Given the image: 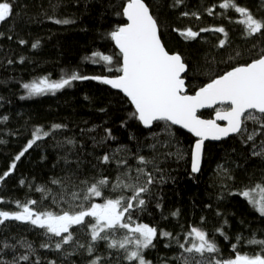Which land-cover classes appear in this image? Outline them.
Returning a JSON list of instances; mask_svg holds the SVG:
<instances>
[{
    "label": "trees",
    "instance_id": "trees-1",
    "mask_svg": "<svg viewBox=\"0 0 264 264\" xmlns=\"http://www.w3.org/2000/svg\"><path fill=\"white\" fill-rule=\"evenodd\" d=\"M127 1L11 0L12 13L0 22V176L13 163L15 167L0 181V210L17 212L19 205L35 201L30 205L33 211L59 215L81 210V202L90 207L106 199L130 197L131 190L114 189L113 184L124 173L132 178L125 182L136 183L137 170L143 168L139 183L146 182L147 174L154 183L148 185L149 193L141 195L146 201L142 210L132 211V227L139 223L157 229L153 245L142 252L150 264H184L185 258L197 264L200 254L179 247L181 243L191 246L194 237H185L192 227L203 230L219 249L203 254L210 264L234 259L237 254L261 253L262 246L249 241H264V216L242 193L256 188L264 193V155L253 154L264 143V120H246L240 133L205 143L200 171L193 174V136L165 120L147 128L129 101L100 80L77 79L62 89L34 96L23 88L42 76L56 80L73 74L118 76L121 55L109 33L125 24L122 13ZM143 2L157 21L166 50L179 54L186 65L183 78L188 94L238 63L264 54V27L249 35L235 8L220 7L225 0ZM232 2L264 23V0ZM64 20L69 23L56 22ZM221 27L224 32L215 31ZM188 29L198 35H183ZM105 55L112 57L111 63L101 59ZM227 108L220 105L198 115L211 118ZM54 124L62 127L52 130ZM37 127L51 135L27 148ZM252 133L256 135L248 141ZM25 148L24 155L15 160ZM105 155L110 157L108 162H103ZM140 156L153 163L141 164ZM104 177L108 183L101 197L72 198L73 192L82 193ZM93 224V217H85L84 224L72 225V239L57 249L56 243L68 233L56 236L30 222L7 220L0 224V264L13 260L18 264H91L97 257L98 264H137L125 258L135 246H108L113 240L122 241L129 235L127 230L118 228L107 240L93 241ZM163 232L170 235L163 236ZM22 255L29 259L19 260Z\"/></svg>",
    "mask_w": 264,
    "mask_h": 264
},
{
    "label": "snow or ice",
    "instance_id": "snow-or-ice-1",
    "mask_svg": "<svg viewBox=\"0 0 264 264\" xmlns=\"http://www.w3.org/2000/svg\"><path fill=\"white\" fill-rule=\"evenodd\" d=\"M220 7H232L235 8L236 12L243 14L245 20L242 23L246 24L249 35L259 32L264 27V23L254 19L245 8L236 6L232 0H225ZM12 10L11 0H0V22L9 17ZM122 14L127 18V23L118 26L109 33L123 58L122 67L120 68L121 75L114 79L84 77L76 74L68 78H62L59 81L40 79L38 83L23 84L27 94L34 96L43 94L46 91L62 89L77 79L100 80L104 84L120 89L130 98L131 103L135 106V114H138V119L145 126L151 125L154 121H170L174 125H181L200 138L196 141L191 153V171L193 173L199 171L203 141L206 137L210 136L212 139L218 140L231 133H240L246 120L256 122L264 120V54L251 60V62L238 63L230 70L210 79L208 83L199 87L194 95H186L184 94L185 80L181 78L182 73L186 74V65L178 54H169L162 46L158 36L157 21L150 14L149 8L143 3V0H128L123 7ZM56 22L69 23L67 20ZM201 31H206V29ZM215 31L224 32L225 30L221 27L215 29ZM182 34L189 38H195L198 35L191 29ZM224 43L225 41L221 40L220 46H223ZM36 46V44L33 45V47ZM93 55H99V53H93ZM101 59L109 63L112 61V57L107 55L102 56ZM217 102L229 105L226 111L216 113L217 119L227 121L225 127L218 125L215 120H202L196 115L198 108L211 107ZM252 110L262 115L256 116ZM5 119L7 118L5 117ZM61 127L59 124H54L52 130ZM49 135H51V131H43L41 127L35 128L32 133L33 139L28 141L27 148L32 147L36 141ZM255 135L256 133L249 134L247 140L252 141ZM68 143L71 144L72 141L69 140ZM260 147L261 151H254V155H264V143ZM27 148L21 151L15 157V160H19L27 151ZM102 159L103 162H108L110 157L105 155ZM138 160L145 165L153 163V161L147 160L143 156L138 157ZM120 163H124V161H120ZM14 167L15 164L13 163L9 171L0 176V181L4 180ZM137 171L136 183L125 182V179L131 180L132 178L124 173V178L118 176L113 184L114 189L127 188L131 190L130 197L121 196L117 199H106L104 203H92L90 207H86L81 202L79 205L81 210L75 213L64 211L59 215L33 211L30 205H34L35 201H27L23 205H19V202H17L21 208L20 211L9 213L0 210V224L7 220H16L30 222L32 225L44 228L48 233L56 236H60L61 233H68L67 236L62 237L61 242L56 243L55 247L60 249L61 243H67L72 239L69 232L72 225L84 224L85 217H93L95 219V224L91 225V239L93 241L107 240L109 233L118 228L125 229L129 235H126L119 242L113 240L108 246L110 248L119 246V248L124 249L126 245L133 244L135 246L134 250L128 251L125 258L136 261L137 264H150L144 259L142 252L153 245L157 229L139 223L132 227V211L142 210V206L145 205L146 201L141 198V195L149 193L148 185L153 184L154 180L151 174H147L146 182L140 184L139 174L144 173V169L140 168ZM52 182L60 183L58 180ZM107 183L108 179L104 177L88 186L86 191L82 193L73 192L72 198L87 201L91 197H101V189ZM242 195L249 197L250 193L244 191ZM261 196V199L252 198L249 202L264 216V193ZM161 235L169 236L170 233L163 232ZM189 237H194L191 246L186 247L185 244L181 243L179 247L184 249L186 253L195 252L200 254L202 259L197 264H210L209 261L203 259V254L219 251L215 241L208 239L206 233L196 227L191 228L185 239L187 240ZM240 239L238 236L237 241ZM249 243L260 244L262 252L253 256L237 254L234 259L216 260L215 264H264V241L253 239ZM8 246L5 245V247ZM47 246V244L42 245V247ZM28 247L31 249V245H28ZM232 247L235 249L236 245ZM88 251L90 253L93 251L91 245H89ZM28 259L27 255L19 257V260L23 261ZM98 261L99 257L92 260L91 264H98ZM10 264H18V261L13 260ZM51 264H54V262H51ZM184 264H191V262L185 258Z\"/></svg>",
    "mask_w": 264,
    "mask_h": 264
},
{
    "label": "water",
    "instance_id": "water-1",
    "mask_svg": "<svg viewBox=\"0 0 264 264\" xmlns=\"http://www.w3.org/2000/svg\"><path fill=\"white\" fill-rule=\"evenodd\" d=\"M128 2V1H127ZM127 2L125 3V5L127 4ZM144 3V2H143ZM145 4V3H144ZM124 5V6H125ZM146 5V4H145ZM147 6V5H146ZM149 12H150V10H149ZM151 14V13H150ZM124 19H125V24L127 23V18L124 16ZM124 25V24H123ZM122 26V25H121ZM158 36H159V33H158ZM160 38V37H159ZM160 41H161V39H160ZM114 44H115V41H114ZM161 44H162V42H161ZM115 46H116V44H115ZM162 46L164 47V45L162 44ZM116 48H117V50H118V52H119V48L116 46ZM165 48V47H164ZM165 50H166V48H165ZM167 51V50H166ZM168 52V51H167ZM120 53V52H119ZM169 54H177V53H170V52H168ZM121 55V54H120ZM179 55V54H178ZM180 56V55H179ZM182 59V58H181ZM182 62H183V60H182ZM122 63H123V58H122V55H121V67H122ZM122 73H120L119 75H121ZM185 73H182L181 74V78L182 79H184L183 78V75H184ZM118 75V76H119ZM117 77V76H116ZM105 78H108V77H105ZM115 78V77H114ZM114 78H108V79H114ZM108 85V84H107ZM108 86H110L113 90H115V91H118V92H120L128 101H129V103L131 104V106H132V108H133V110L135 111V106L131 103V101H130V98H128L127 96H126V94L125 93H123L122 92V90H120V89H116V88H113L111 85H108ZM184 94H186V95H194L195 93H193V94H188V93H186V86H185V89H184ZM219 105H226V106H228L229 107V105L227 104V103H219V102H217L216 104H213L211 107H204V108H198L197 109V111H196V115H197V117L198 118H200V119H202V120H215L216 121V123L218 124V125H220L221 127H225L226 125H227V121H224V120H219V119H217V117H216V113L218 112V111H221V112H223V111H226L227 109H224V110H218V111H216L214 114H213V116L211 117V118H202V117H200L199 115H198V113L199 112H201V111H203V110H209V109H214L215 107H217V106H219ZM252 111H254V110H252ZM137 115V118H138V114H136ZM139 120V119H138ZM140 121V120H139ZM160 121V120H159ZM154 122H156V121H154ZM153 122V123H154ZM167 122H169L171 125H173V126H176V127H178V128H180V129H182L183 131H185V132H187V133H189L191 136H193V138L195 139V141H194V143H193V145H192V150H193V148H194V145H195V143H196V141L198 140V139H200L199 137H197L194 133H192V132H190L188 129H186V128H183L181 125H174V124H172L170 121H167ZM140 123L141 124H143L141 121H140ZM152 123V124H153ZM151 124V125H152ZM144 125V124H143ZM151 125H149V126H146L147 128H149V127H151ZM145 126V125H144ZM236 133H231V134H229L228 136H226V137H221L220 139H212L210 136L209 137H206L205 139H204V141H203V146H202V155H201V162H202V157H203V149H204V145H205V143H213V142H220L221 140H224V139H227L228 137H231V136H233V135H235ZM191 153H192V151H191ZM201 162H200V167H201ZM199 171H200V168H199ZM199 171H197V172H195V173H193V174H198L199 173Z\"/></svg>",
    "mask_w": 264,
    "mask_h": 264
},
{
    "label": "rangeland",
    "instance_id": "rangeland-1",
    "mask_svg": "<svg viewBox=\"0 0 264 264\" xmlns=\"http://www.w3.org/2000/svg\"><path fill=\"white\" fill-rule=\"evenodd\" d=\"M240 15H241V17H240V19L242 20V21H244L245 20V16L243 15V14H241L240 13ZM40 79H48L49 81H59V80H56V79H51V78H49V77H46V76H42V77H40L37 81H35V82H39V80ZM56 91V90H55ZM49 92H53V91H46L45 93H49ZM45 93H43V94H45ZM261 192H262V189L261 188H256V189H254V190H252V191H250L249 193H250V196L249 197H247L249 200L250 199H252V198H255V199H261ZM100 204H102V203H100ZM131 235H138V234H131ZM131 246H134L133 244H130Z\"/></svg>",
    "mask_w": 264,
    "mask_h": 264
},
{
    "label": "bare ground",
    "instance_id": "bare-ground-1",
    "mask_svg": "<svg viewBox=\"0 0 264 264\" xmlns=\"http://www.w3.org/2000/svg\"><path fill=\"white\" fill-rule=\"evenodd\" d=\"M220 106V105H219ZM226 106V105H225Z\"/></svg>",
    "mask_w": 264,
    "mask_h": 264
}]
</instances>
